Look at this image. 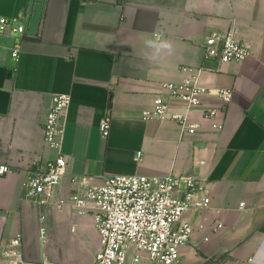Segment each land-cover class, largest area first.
I'll return each instance as SVG.
<instances>
[{"label":"crops","instance_id":"obj_1","mask_svg":"<svg viewBox=\"0 0 264 264\" xmlns=\"http://www.w3.org/2000/svg\"><path fill=\"white\" fill-rule=\"evenodd\" d=\"M0 15H22L26 26L23 35L0 34V163L19 170L0 176V253L18 234L32 264H93L101 249L92 213L71 204L39 209L26 197L27 171L57 156L43 129L52 96L70 93L57 198L71 199L75 176H196L212 188V205L184 215L194 233L182 263L264 264V0H0ZM215 31L233 32L251 55L221 66L206 60ZM149 39L171 49L156 55ZM203 65L204 86L234 94L217 118L222 130L197 112L194 134L142 118L165 83L191 75L182 68Z\"/></svg>","mask_w":264,"mask_h":264},{"label":"built area","instance_id":"obj_2","mask_svg":"<svg viewBox=\"0 0 264 264\" xmlns=\"http://www.w3.org/2000/svg\"><path fill=\"white\" fill-rule=\"evenodd\" d=\"M17 32L23 35L26 26L22 15H0V34ZM206 60L221 66L242 62L251 55V50L240 43L233 32L215 31L209 34L204 44ZM19 46L13 51L18 57ZM191 75L182 82L165 83L164 93L158 94L152 106L143 111L145 121L173 120L179 123L183 133L194 134L201 124L191 121V113H200L204 121L211 122L214 130L224 125L217 121L220 113L233 101L230 88L211 89L201 82L206 66L184 67ZM214 97L219 105L208 103ZM70 93L52 96L51 107L46 114L43 129L46 143L57 152L46 169L34 166L27 171L26 197L39 209L46 206L64 207L71 204L80 213H92L100 237L101 249L93 264H183L180 249L194 233L189 221L183 220L189 211L209 209L212 205V188L196 176L170 173L164 176L115 175L102 177V183L91 175L75 176L72 179L75 193L71 199L56 197V190L67 173V161L62 153L66 113L71 105ZM177 106L184 112L174 111ZM109 113L100 125L103 139L111 130ZM142 152L136 159L140 160ZM18 169L0 163V176L17 173ZM243 206V205H242ZM45 215L40 217V234L45 237ZM223 225L218 223L216 231ZM4 264H32L26 259L22 234L9 239L0 253ZM250 262H253L250 259Z\"/></svg>","mask_w":264,"mask_h":264},{"label":"clouds","instance_id":"obj_3","mask_svg":"<svg viewBox=\"0 0 264 264\" xmlns=\"http://www.w3.org/2000/svg\"><path fill=\"white\" fill-rule=\"evenodd\" d=\"M147 48L152 49L153 53L159 55L162 52L169 51L171 49V44L167 41H156L153 39H149L145 41Z\"/></svg>","mask_w":264,"mask_h":264}]
</instances>
